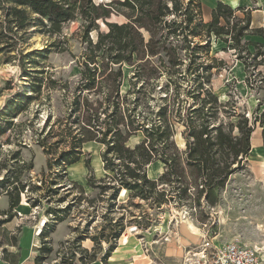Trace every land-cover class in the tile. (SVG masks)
<instances>
[{"label":"rangeland","instance_id":"374dc122","mask_svg":"<svg viewBox=\"0 0 264 264\" xmlns=\"http://www.w3.org/2000/svg\"><path fill=\"white\" fill-rule=\"evenodd\" d=\"M124 1L94 0L96 5L112 4L120 12H129L120 4ZM224 2L234 12L232 7L240 6V0ZM182 3L184 8L192 5L193 12L204 24L212 21V15L205 16L202 0H183ZM12 7L13 4L0 3V260L17 261V245L25 230L36 237L37 242L32 247H38L34 248L38 250L37 264H110L107 253L110 254L111 249L123 247L131 239L140 244L145 236L149 244L158 239L165 242L175 239L179 247L185 248V253L201 245L206 236L215 246L239 243L257 248L264 257V27L250 26L237 44L231 35L244 23L235 17L245 19V13L232 16L227 9L224 13L229 21L222 19L220 26L229 34L220 38L213 34L209 47L199 50H195L196 45L207 43L203 30L200 31L202 37L194 38L190 50L179 40H164L168 28L163 23L152 25L154 35L141 30L146 44L150 43L157 55L146 56L142 61L134 56L133 64H122L124 92L130 89L129 81L137 65L142 66L143 73L134 82L138 87L148 83L141 94L139 115L153 120L160 107L173 101L175 92L179 96L176 102H183L182 118H187V114L193 118L191 111L203 100L206 111L210 109L211 125L223 126L225 134L231 130L236 138L239 124L247 118L254 130L251 149H255L253 139L260 143L256 151L239 157L240 162L232 166L235 172L223 188L203 189L208 169L225 167L229 148L212 147L204 171L200 173L189 160L188 144H193L190 131L185 123L174 119L170 142L157 144L156 148L161 154H176L181 168L179 177L175 175L159 187L165 191V196L158 199L164 201L158 205L156 197L131 199L130 191L122 197L123 190L116 201H111L113 191L105 189L104 185L101 189L83 188L70 182L67 163L86 140L82 130L84 107L87 102L96 107L97 102L105 99V94L96 90L80 91L85 53L90 48L84 23L80 17L76 18L52 34L33 22L26 34L13 29L8 35L13 38L10 40L4 37L8 32L4 14ZM173 18L169 17L167 22ZM127 22L122 13L114 11L110 18L99 21L98 29L90 32L89 39L94 46L99 34L109 31L107 23ZM102 42L99 56L110 46L108 39ZM51 44L55 47L47 56L34 54L35 50ZM193 59L196 62L189 70ZM174 61L179 65L173 66ZM199 64L209 69L199 68L200 71L195 72ZM258 64L261 65L255 68ZM100 80L98 77L97 81ZM168 84L170 90L166 91ZM195 89L201 91L199 96ZM103 90L106 92L105 88ZM207 90L211 91L210 95ZM166 95L169 96L164 101ZM130 100L133 102L135 97ZM102 128L105 129V125ZM137 136L130 140L128 147L144 141L143 132ZM148 171L149 177L156 179L164 174L165 165L162 161L153 163ZM18 197L20 205L10 209V200ZM18 220L20 225H16ZM118 224L125 228L119 241L114 240L120 230ZM39 226L45 227L38 236ZM136 226L138 231L130 232V228ZM143 246L145 253L140 255L147 257V264H166L165 260L155 258L146 243Z\"/></svg>","mask_w":264,"mask_h":264},{"label":"trees","instance_id":"16d2710c","mask_svg":"<svg viewBox=\"0 0 264 264\" xmlns=\"http://www.w3.org/2000/svg\"><path fill=\"white\" fill-rule=\"evenodd\" d=\"M182 1L125 0L120 4L126 7L129 12H120L114 9L112 4L102 7L96 5L94 0H0V3L14 5L12 8H7L4 14V24L8 31L4 34V37L10 40H13V38L8 35L13 29L17 28V30L24 31L26 34L33 22L45 28L46 32L53 34L59 32L66 23L75 21L76 18L80 17L83 21L86 41L89 42L90 48L85 53L86 58L83 62L84 71L82 72L80 91L96 90V92L98 91L101 94L104 93L105 99L97 102L96 107L88 104V102L84 107L85 121L83 120L82 130L83 139L86 140L82 141V146L90 141H96L104 145L105 148L101 153V157L105 169L110 171L112 175L101 180L90 178L89 186L101 189V186L104 185L105 189L112 190L111 201H116L120 191L123 190L126 192L130 191L131 199L149 200L156 197L158 205L164 202L158 200L165 196V191H161L159 187L167 184L171 177L178 176L181 162L176 154H161L156 145L170 142L174 135V119L185 123L187 131H190V138L193 139V144H188L190 149L189 160L193 161L200 173L204 171V163H206V158L209 156L208 152L212 147L218 145L228 146L229 148L225 156V167L218 166L208 169L210 172L207 174L203 189L208 188L213 191L214 189L223 188L229 176L235 172L232 166L240 162L239 157H243L251 151V139L254 130L249 125L248 119L245 118L239 124V136L234 138L231 130L228 134H225L223 126L216 127L214 124L211 125L212 120L210 118L212 116L209 115L210 109L206 111V102L203 100L198 101L197 107L191 111L193 118L188 116V114L187 118H182L183 102H176V98L179 96L175 92L172 95L173 101L160 107L153 120L149 121L143 115H139L137 110L143 101L141 94L145 90V86L148 85L145 82L138 87L134 82V79H140L142 76L141 65H137L136 72L129 81L130 89L127 92L123 91L125 84L122 69L123 62L133 64L134 56H137V59L142 61L145 60L146 56L157 55V52L152 49V45L150 43L146 44L141 32L142 29L152 33V25H161L163 23L168 28V33L164 40H169L170 38L179 40L185 45L187 50L192 48L194 38L202 37L200 32L202 30L206 32L207 43L206 45H196L195 50L209 47L213 34L217 38L222 37L224 34H229L224 33V27L220 26L221 20L229 21L228 15L224 13L227 9L232 16H236V11L230 10L226 4L219 2L212 12V21L204 24L198 14L196 15L193 12L192 5L184 8ZM238 8L234 10H238ZM114 11L122 13L129 22L124 24L107 23L109 31L105 35L99 34V40L93 46L89 39L90 32L98 29L99 21L110 18ZM32 15H35L36 18H33ZM171 16H174V18L168 23V18ZM176 18H180L181 21L179 22ZM235 18L240 23H244V26L239 31L231 35L232 40L238 44L243 31H248L251 26V17L248 13H245V19ZM196 20L198 21L196 22ZM47 26L48 28H46ZM104 39L110 41V46L104 48L102 56H99ZM54 47L55 45L51 44L42 50H35L34 54L47 56L50 54L51 48ZM26 56L30 55L27 54ZM98 57H101L100 60ZM195 62L194 59L191 60L189 70L193 69L192 65ZM172 63L173 66L179 65L175 61ZM259 65L261 64L255 66V68H258ZM199 68L204 71L209 69L204 68L203 64H199L194 71H200ZM197 76L199 78L200 74ZM98 77L102 79L99 82L97 81ZM104 83H106V86L103 85ZM103 88H105L106 92ZM166 88H169L166 90L169 91L170 84ZM194 92H198V96L201 94V91L196 89ZM207 92L208 95L211 94L210 90H207ZM168 96H165L164 101H167ZM134 97L135 100L132 102L130 99ZM188 110H191V107ZM102 116H104V120H102ZM149 123L151 124L150 126ZM103 125H105V129L102 128ZM139 132H143L144 141L141 144L138 143L139 145L135 147H128L130 140L133 137H138ZM225 141H228L231 147ZM191 145H193V149H191ZM81 154V150L76 152L75 156L67 163V166L77 162ZM110 155H113V157L109 158ZM193 157H196V159H193ZM157 161L163 162L165 171L158 180H151L148 177V167ZM202 164L203 166H201ZM19 205L20 197L10 200V209H14ZM21 208L22 204L19 209ZM117 226H119L120 230L116 232L114 240H119L125 229H123L121 224ZM113 227L115 225H112ZM102 237L104 238V236ZM93 239L96 240V238ZM111 250L112 253L115 248ZM110 254L107 253V259L110 258Z\"/></svg>","mask_w":264,"mask_h":264},{"label":"crops","instance_id":"0c3cea01","mask_svg":"<svg viewBox=\"0 0 264 264\" xmlns=\"http://www.w3.org/2000/svg\"><path fill=\"white\" fill-rule=\"evenodd\" d=\"M202 1L203 7H205V16L207 17L209 15H212L213 10L219 2L225 3L224 0ZM235 11L236 14L239 15L249 13L251 17L252 27H264V0H240V6L238 10ZM103 146L104 145L96 141H90L83 144L80 159L77 162L67 166V175L70 182L78 183L83 188H90V178L94 180H101L105 179L107 176L112 175L110 171H107L105 169V165L101 157ZM258 147H260V143L258 144ZM96 148L98 149L97 152ZM154 165L156 166L157 164ZM99 171H101V174H99ZM160 175L161 174H159L156 179L150 178L149 175L148 177L151 180H158ZM17 223L18 224L16 225H20L19 220ZM34 238L31 235L30 231L25 230L23 235L20 237L17 245V261L15 263H11L7 260H0V264H37L36 260L38 257V250H35L34 248L38 247H32L36 244ZM144 243H146V247L151 250L156 259L161 258L162 260H165L164 262H166V264H181L182 258L185 254V248L179 247L175 239H173V241L169 239L167 242H165L163 239H158L155 241L153 240L152 243L149 244L148 238L146 236L143 238V241H141L140 244H137L134 240L131 239V242L127 243V245L117 248L111 253L109 263L112 264L113 262H115V264H147V257L140 255L141 252L145 253L143 246ZM114 257H116V261L114 260Z\"/></svg>","mask_w":264,"mask_h":264},{"label":"built area","instance_id":"2783aa9c","mask_svg":"<svg viewBox=\"0 0 264 264\" xmlns=\"http://www.w3.org/2000/svg\"><path fill=\"white\" fill-rule=\"evenodd\" d=\"M130 230L136 232L138 227ZM183 264H264V257L257 248L234 242L215 246L209 237L204 236L201 245L186 251Z\"/></svg>","mask_w":264,"mask_h":264},{"label":"bare ground","instance_id":"6f19581e","mask_svg":"<svg viewBox=\"0 0 264 264\" xmlns=\"http://www.w3.org/2000/svg\"><path fill=\"white\" fill-rule=\"evenodd\" d=\"M258 139H255V141H254V139H253V147L255 148V149H251V150H253V151H256V148H257V146H258V141H257ZM127 194V192L126 191H123V194H122V197L123 196H125ZM46 224V221L44 222V225ZM43 227L44 226H39V228H38V236L42 233V229H43ZM131 231V230H130ZM34 241H36L37 242V240H36V238H34Z\"/></svg>","mask_w":264,"mask_h":264}]
</instances>
